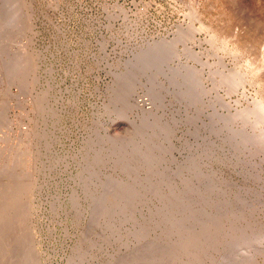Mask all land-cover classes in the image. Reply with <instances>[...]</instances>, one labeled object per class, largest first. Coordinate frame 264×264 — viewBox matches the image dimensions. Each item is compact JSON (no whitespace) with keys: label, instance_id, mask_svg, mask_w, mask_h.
I'll return each mask as SVG.
<instances>
[{"label":"rangeland","instance_id":"obj_1","mask_svg":"<svg viewBox=\"0 0 264 264\" xmlns=\"http://www.w3.org/2000/svg\"><path fill=\"white\" fill-rule=\"evenodd\" d=\"M0 264H264V0H0Z\"/></svg>","mask_w":264,"mask_h":264},{"label":"bare ground","instance_id":"obj_2","mask_svg":"<svg viewBox=\"0 0 264 264\" xmlns=\"http://www.w3.org/2000/svg\"><path fill=\"white\" fill-rule=\"evenodd\" d=\"M226 39H227V38H226ZM258 80H259V79H258ZM256 83H259V82H256ZM260 85H261V83H260ZM262 87H263V86H262ZM262 87H261V88H262Z\"/></svg>","mask_w":264,"mask_h":264}]
</instances>
